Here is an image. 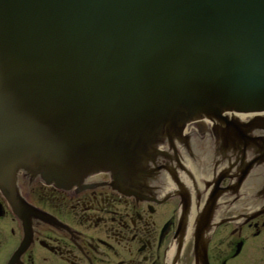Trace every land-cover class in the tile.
Instances as JSON below:
<instances>
[{
    "label": "water",
    "instance_id": "water-1",
    "mask_svg": "<svg viewBox=\"0 0 264 264\" xmlns=\"http://www.w3.org/2000/svg\"><path fill=\"white\" fill-rule=\"evenodd\" d=\"M202 119L222 158L264 162V0H0V189L17 212L22 171L61 188L107 172L150 198Z\"/></svg>",
    "mask_w": 264,
    "mask_h": 264
},
{
    "label": "flooded vegetation",
    "instance_id": "flooded-vegetation-1",
    "mask_svg": "<svg viewBox=\"0 0 264 264\" xmlns=\"http://www.w3.org/2000/svg\"><path fill=\"white\" fill-rule=\"evenodd\" d=\"M193 138L196 148L190 144L186 153L195 163L204 161L199 170L209 172L214 131L203 128ZM241 163H235L236 172L247 173L245 189L225 178L210 192L215 200L207 206L208 264H264V165ZM110 179L98 173L82 188L62 189L20 173L19 195L29 208L17 212L0 190V264H170L190 183L169 187L163 177L158 191L140 199L119 192ZM191 250L192 264H200Z\"/></svg>",
    "mask_w": 264,
    "mask_h": 264
},
{
    "label": "bare ground",
    "instance_id": "bare-ground-1",
    "mask_svg": "<svg viewBox=\"0 0 264 264\" xmlns=\"http://www.w3.org/2000/svg\"><path fill=\"white\" fill-rule=\"evenodd\" d=\"M178 156H179L180 160L183 162V164H182L183 169L188 170L190 172V175H189L186 172L182 171L180 173L181 178L185 179V181L190 183L191 193L193 191L194 192L200 191L202 194L201 202L198 205L196 203V201H197L196 196H193L194 200H193V203L191 205L192 217L190 219L189 225L187 226L186 237H185L186 244L191 242V241L194 243V249H195V254L197 257V262L202 264L200 262V258L198 260V253L200 251L199 250V241L201 240L200 237H205L207 234V227H206L207 226V219L204 217L205 212L207 211V207H206L205 212L202 210L203 208H205L204 202L206 201L211 190H213V188H211V186L215 185V182H218L219 178L223 174H225V178H227L228 176L229 177H235L233 180V182H235L237 177L232 173V171L236 172L238 167H237V165H235V162L230 159V160H226V161L220 162L218 164L207 167V169L210 170L209 172L200 171V170H198L195 162L193 160L189 159V156L186 153V148L184 146H182L181 148L178 146ZM235 166H236V168H235ZM258 166H260V165H254L253 167L256 168ZM205 170H206V168H205ZM178 173H179V171H178ZM240 175H241V172H240ZM167 180L169 181L168 182L169 187H172L173 183L168 176H167ZM207 181H209V182H207ZM221 181L222 180L220 178V182ZM206 182H207V184H206ZM244 183H245V181H243L242 184H244ZM242 189H245V187L242 186ZM229 197L232 198V196H229ZM220 200H221L220 205H223L222 204L223 200L222 199H220ZM200 212H202V214ZM196 223H197V226H196ZM200 232H202L201 236H200V234H201ZM202 241L205 242L204 239H202ZM174 253H175V245H172L170 247V249L168 251V255H167V258H168V261L170 262V264H173L172 261L174 258ZM176 264H180V261H178Z\"/></svg>",
    "mask_w": 264,
    "mask_h": 264
},
{
    "label": "rangeland",
    "instance_id": "rangeland-1",
    "mask_svg": "<svg viewBox=\"0 0 264 264\" xmlns=\"http://www.w3.org/2000/svg\"><path fill=\"white\" fill-rule=\"evenodd\" d=\"M191 244H192V241L187 243L186 249H184L182 253L180 264H192L193 258H192V253H191L192 252Z\"/></svg>",
    "mask_w": 264,
    "mask_h": 264
}]
</instances>
